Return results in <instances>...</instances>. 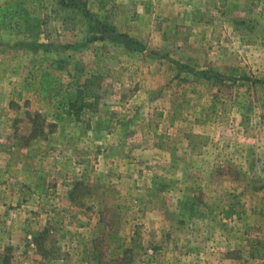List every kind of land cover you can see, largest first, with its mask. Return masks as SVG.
I'll list each match as a JSON object with an SVG mask.
<instances>
[{
  "label": "rangeland",
  "instance_id": "obj_1",
  "mask_svg": "<svg viewBox=\"0 0 264 264\" xmlns=\"http://www.w3.org/2000/svg\"><path fill=\"white\" fill-rule=\"evenodd\" d=\"M60 1L0 0V264H264V0Z\"/></svg>",
  "mask_w": 264,
  "mask_h": 264
},
{
  "label": "trees",
  "instance_id": "obj_2",
  "mask_svg": "<svg viewBox=\"0 0 264 264\" xmlns=\"http://www.w3.org/2000/svg\"><path fill=\"white\" fill-rule=\"evenodd\" d=\"M61 5L64 6V7H73V8H77V9H81L82 12H84L86 14V11H85V4L84 2H82V0H61L60 1ZM107 32H109V35L110 33L113 35L114 32L113 30H111V28H108L106 25L105 26H102ZM109 37V36H108ZM108 37H104L102 39H105V38H108ZM113 40L114 42L116 43H122L125 48H127L128 50L130 51H141V47L136 44L135 42L129 40L127 38V36H124V35H115L113 37ZM203 74H207L206 72H204ZM217 78V80H221L222 77L219 76V75H216L214 76Z\"/></svg>",
  "mask_w": 264,
  "mask_h": 264
},
{
  "label": "crops",
  "instance_id": "obj_3",
  "mask_svg": "<svg viewBox=\"0 0 264 264\" xmlns=\"http://www.w3.org/2000/svg\"><path fill=\"white\" fill-rule=\"evenodd\" d=\"M6 187H8V186H2V188H6Z\"/></svg>",
  "mask_w": 264,
  "mask_h": 264
}]
</instances>
